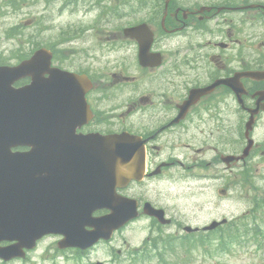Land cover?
<instances>
[{
    "label": "flooded vegetation",
    "instance_id": "af4514ba",
    "mask_svg": "<svg viewBox=\"0 0 264 264\" xmlns=\"http://www.w3.org/2000/svg\"><path fill=\"white\" fill-rule=\"evenodd\" d=\"M144 1L142 20L135 25L148 26L153 36L151 50L161 54V62L157 67H141L138 43L113 35V48L119 59L124 66L135 69L139 80L136 82L137 77H133V95L123 99V103L112 99L111 108L123 105V129L144 140L149 177L162 174V165L174 163L172 158L177 156L179 145L189 160L194 156L188 153H197L193 163L219 161V168L226 172L230 168L223 158L241 151L243 125L251 114L248 109H257L253 129L264 126V97L258 94L264 92V0ZM211 24L217 25L218 30H211ZM5 62L0 60V64ZM249 72L262 75L260 79L242 76ZM229 78L235 79V90L232 85L221 83L200 95L184 117L177 119L178 107L191 91L199 92L216 80ZM238 81L244 94L239 92ZM116 95L124 98L125 93L118 89ZM90 98L93 116L84 128L106 133L109 118L103 111L97 113L95 109L94 113V93ZM198 123L209 129L207 133L220 147H211L213 155L203 154L210 148L194 150L192 146L194 126ZM231 135L234 150L227 149ZM258 144L255 140L245 160L251 155H264ZM245 160L235 164L236 168H243ZM26 258L27 255L20 261Z\"/></svg>",
    "mask_w": 264,
    "mask_h": 264
},
{
    "label": "water",
    "instance_id": "95a60500",
    "mask_svg": "<svg viewBox=\"0 0 264 264\" xmlns=\"http://www.w3.org/2000/svg\"><path fill=\"white\" fill-rule=\"evenodd\" d=\"M23 67L25 65L17 68L22 69ZM4 91L7 97L0 104V125L14 122L15 113L13 110L19 106V101L26 106L29 95V90L19 92L7 87ZM12 134L0 133V241L17 239L22 243L23 239L33 240L42 234L58 233L64 235L62 247L85 248L100 236L108 237L110 231L117 227L113 222L122 218L127 212L116 210L109 217L92 219L90 217L92 210L88 208L90 191L88 188L80 186L83 184L78 183L92 179L88 171L91 170L90 165L93 163L94 180L96 181L94 187L96 189L107 188L106 190H109L121 182L137 177L142 171L140 142L126 140L123 135L107 137L102 144H98L94 139V162L79 161L59 169L57 163L46 161L45 156H79L69 151L71 148L69 136L66 137V140H61L59 135L51 134L49 138H44L46 151L43 145H40L31 153L11 156L8 147L16 143ZM92 148L89 142L84 146L80 155L84 158L91 155ZM23 165L26 166V172L27 166H29V171L40 172L41 175L30 177L31 180H34V203L32 202L29 208L26 203L16 208L12 204L16 188L14 173L19 171L22 174ZM48 169L53 172V175L58 172H61L62 175L51 176L47 173ZM53 179L61 181V185L57 187L61 188L62 192H58L56 195L48 190ZM41 200L42 203L50 202V206L47 205L45 208V219H43L44 208ZM97 202L98 198L94 195V210ZM18 210L25 216H20L17 222ZM86 226L94 228L86 230ZM16 246L15 244L0 248V252L4 250L0 255L6 259L10 258L14 255L13 251Z\"/></svg>",
    "mask_w": 264,
    "mask_h": 264
},
{
    "label": "rangeland",
    "instance_id": "374dc122",
    "mask_svg": "<svg viewBox=\"0 0 264 264\" xmlns=\"http://www.w3.org/2000/svg\"><path fill=\"white\" fill-rule=\"evenodd\" d=\"M46 6L43 2H39L38 4L31 7L30 14L27 17V12L22 7L17 11L8 12L7 15L0 16V28L2 30L4 28H7L9 26H12L14 24L21 23L22 28L24 29L25 33L27 30V25L24 24L26 21L25 18H32L34 16H38V9H44ZM69 16H72L70 14ZM52 19L54 20L51 24V28L47 30L44 34H40L41 32H32L34 36L33 38V44L37 43H44L47 39L51 40L52 42L56 43V46L58 45V52L59 55L61 54L68 56L70 49L74 46H76L77 51L79 50V46L77 45H65L59 47V28H62L64 32H71L70 24L69 23L71 18H65L64 16L58 17ZM74 18V17H73ZM90 19L91 15L90 13L82 15L79 13V17L75 21V24L77 25H90ZM75 20V19H74ZM37 24V22H36ZM74 24V26H75ZM45 23H40L38 25L39 29L45 27ZM59 27V28H58ZM99 29V31L108 30L109 25H102ZM98 31V32H99ZM13 30L11 33H14ZM10 33V34H11ZM51 35L49 38L48 36ZM3 33L0 29V43H9V42H3L5 41ZM7 37V35H6ZM85 39L84 42H79V45L82 47H89V45H94V41L92 38V34L90 31L85 33ZM12 42V41H11ZM31 50L29 46L19 44V45H12L11 44H5L3 47H0V56H7V57H15V56H22L28 53V51ZM60 50L62 53H60ZM89 53V50L87 51ZM94 54L97 55V57H94V68H110L112 64L116 63V61L119 59L117 52H108L102 50L101 52L98 49L94 50ZM60 55V56H61ZM97 58L98 62L95 60ZM108 62V64H107ZM107 70V69H106ZM112 73V71H109ZM118 110L117 112H119ZM201 121V120H199ZM199 125H195V137L192 138V146L194 150H197V148L205 149L208 144L215 143L214 137H212L207 132L209 129L207 127H204L205 125H202V123H198ZM200 127V130L198 131L197 128ZM259 130H256L255 132H258ZM261 136V135H259ZM205 154H212L211 152H206ZM197 153H188V156H194L193 160H189L183 155L184 160L188 161L189 163L194 161V158H197ZM257 160H255L254 163H256ZM190 163V164H191ZM198 165H204V164H196L195 169L196 171H200L203 174H210L211 169L209 171H205L203 168L201 170H198ZM185 167V166H183ZM183 167L180 166L177 169L178 175L180 177H177L174 182H166V181H160V182H154L147 186L148 191H150V194L152 197L155 198L156 201H160L163 206H165L168 210V212L173 216L176 217L180 222H186L192 226L198 225L202 226L204 224H208L213 220H219L223 217H238V215L242 214L246 210H249L251 207H257V202L261 203V200H258L259 198V192L263 193L264 190H259L255 192V195L252 197H249L248 201H244L241 198V193L243 192V189L240 185H238L237 181L235 180L236 176L234 173H230L227 171L226 177L222 178H210V179H196L191 178L188 176L183 175L184 172ZM261 167L262 165L261 162ZM195 171V170H194ZM193 171V172H194ZM172 174H174V170H171ZM188 172V171H187ZM191 172V171H190ZM224 189L226 191L225 194H222L220 190ZM142 190H145L142 188ZM154 193H157L155 195ZM241 218V217H239ZM140 226L130 229L127 228L125 230H121L117 233V236H124L127 241V243L130 245L131 243H136L137 241L141 240L145 235L147 234L146 229V222L141 221ZM264 224V220L262 222V226ZM55 239H47L46 243H43V246H45V252L50 254V257H52V262H59V264H88L85 261H81L80 263L75 262L72 258H62L61 256H58V250L56 248V241ZM56 248V249H55ZM41 254V253H39ZM57 256V257H55ZM226 260L225 264H264V248H260L259 251L257 250H251L249 249H241L238 253L232 254V255H218L216 258H206V259H199L198 254H196V257L194 259L193 264H224L223 262Z\"/></svg>",
    "mask_w": 264,
    "mask_h": 264
}]
</instances>
